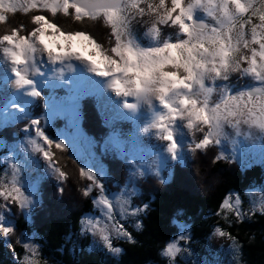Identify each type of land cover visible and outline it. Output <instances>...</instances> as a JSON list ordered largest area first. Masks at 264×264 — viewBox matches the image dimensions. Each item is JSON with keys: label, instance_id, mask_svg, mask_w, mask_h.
<instances>
[{"label": "snow or ice", "instance_id": "1", "mask_svg": "<svg viewBox=\"0 0 264 264\" xmlns=\"http://www.w3.org/2000/svg\"><path fill=\"white\" fill-rule=\"evenodd\" d=\"M18 10L25 14L32 10L41 13L31 17L33 27L26 34H22L25 26L21 24L0 35V46L14 66V83L19 88L34 84L27 65L41 49L54 61L72 57L86 60L92 71L111 78L109 86L117 95L155 94L167 112L159 114L151 127L168 141V151L174 157L179 147L177 122L181 120L192 132L195 150L219 145L226 126L239 130L244 124L264 131V0H170V4L169 0H0V23H8V13L15 14ZM44 11L52 17L59 13L72 16L77 22L102 18L111 29L114 46L105 49L88 31L66 30L43 14ZM200 12L208 20L199 19ZM145 16L151 18L146 35L158 41L156 46L147 48L139 46L131 35V25ZM164 27L176 30L175 38L163 37ZM233 75L251 78L253 86L232 94L227 84L217 85L218 80L229 81ZM214 93H219L216 99H213ZM31 94L41 95L37 89ZM125 107L135 109L137 105L126 101ZM31 124L44 142L41 145L34 140L35 150L52 163V147L65 148L64 141H54L45 135L40 120H33ZM148 130V127L144 129ZM195 132L202 134L198 140L194 139ZM53 167L60 177L66 178V172ZM12 168L18 171L15 164ZM79 171L102 191L103 184L97 183L92 170L81 167ZM17 181L13 174L10 183L0 182V201L5 208L9 205L23 208L30 199ZM92 191L90 185L83 195L88 196ZM97 202L110 210L111 219L112 202L103 195ZM241 203L239 195L234 198L230 195L222 201L221 208L243 219ZM259 210L264 212V195ZM138 211L133 209L130 214ZM121 212L127 213V210L122 207ZM81 223L98 231L114 252L120 249L113 247L110 238L113 230L132 240L123 224L113 221L101 226L100 220L91 219ZM0 231L9 235L14 229L0 224ZM215 231L230 237L220 228ZM185 238L181 236L180 240ZM232 240L238 252V242L235 238ZM23 247L30 253L23 258L25 264H39L34 259L37 246L26 243ZM180 250L178 242H171L162 252L174 257Z\"/></svg>", "mask_w": 264, "mask_h": 264}, {"label": "trees", "instance_id": "2", "mask_svg": "<svg viewBox=\"0 0 264 264\" xmlns=\"http://www.w3.org/2000/svg\"><path fill=\"white\" fill-rule=\"evenodd\" d=\"M18 14L25 18L21 21L16 18L14 21L15 15L8 13L9 22L0 23V35L21 24L25 26L22 34L29 32L28 29L31 31V18L21 11ZM45 15L66 30L90 32L105 49L114 46L111 29L102 18L77 22L72 16L66 17L62 13L57 14V17ZM150 20V17L145 16L131 25V35L141 47L156 46L158 43L144 36ZM161 34L163 37L175 38L176 30L164 27ZM109 38L113 41H109ZM237 77L233 75L229 81H225L226 84L231 87L245 82L240 77L237 82ZM39 92L40 96L31 94L24 118L13 120L10 126H0V141L5 146L18 144L27 133L33 132V120H40V127H44V131L54 141L56 132L71 129L65 117L57 118L52 126L45 125L43 118L49 109L51 97L65 95V89L59 86ZM97 100L96 93L80 98L78 110L79 127L84 135L93 140V153L99 167L89 170L95 173L97 183L103 184L102 191L80 174L82 165L69 147L57 149L53 146L51 164L66 172V178L62 177L60 181L46 174L42 167L44 156L42 152L38 153L35 157L38 168L26 170L23 178L39 186L40 200L26 216L16 205L5 214L13 222L17 233L37 237L43 264H171V259L162 250L177 238L182 227L188 229L184 236L189 239V251L193 257L208 253L210 238L220 228L230 234L231 238H226L232 244V238L238 242L240 264H264V212L251 208L247 196L249 191L256 188L264 192L263 163L248 165L223 155L217 159L222 154L219 145L195 150L192 132L183 120L177 122L181 133L176 136L179 147L174 157L168 151V141L151 127L153 123L140 127L135 115L106 119L100 112ZM146 127L149 129L147 132L144 131ZM138 130L140 134H137ZM201 135L195 132L194 139L198 140ZM110 138L117 139L121 146L132 144L145 153L157 154L162 159V168L139 175L133 162L117 149L106 146ZM182 146H187V149L181 154ZM4 150L0 151V157L5 153ZM3 171L4 167L0 163V176ZM90 185L93 189L91 194L83 195L84 189ZM127 189L136 190L132 197L134 206L148 205L142 210L139 227H127L132 240L114 241V246L121 249L118 255L102 249L91 250L90 237L83 236L81 221L85 215L94 212L96 200L101 195L113 196ZM230 195L241 197L243 219H238L236 215H223L222 201ZM18 237L15 233L5 235L0 231V264H23L25 248L18 242ZM182 242L186 244L185 240ZM183 264L196 263L188 261Z\"/></svg>", "mask_w": 264, "mask_h": 264}, {"label": "rangeland", "instance_id": "3", "mask_svg": "<svg viewBox=\"0 0 264 264\" xmlns=\"http://www.w3.org/2000/svg\"><path fill=\"white\" fill-rule=\"evenodd\" d=\"M17 12L15 14L10 13L15 15L14 21L16 18H18L19 21L23 20L25 16H17ZM199 16L204 18L203 20H208V18L202 12L198 13V17ZM29 17L31 18L32 16ZM209 23H211L210 18ZM28 30L30 31V29ZM144 36L148 39L151 38V36L146 35V31ZM110 39L111 38H109V41H113V39ZM105 42L109 43L108 41ZM2 48L3 46H0V50H2ZM13 67L14 66L10 61L8 68L3 71L4 61L0 58V83L2 84L0 85V126L4 127L10 126L9 124L13 120L24 118L27 115L26 107L30 103L31 92L33 90L30 89L31 85L22 88H19L15 85L14 82L16 77L12 70ZM27 70L29 78L34 82H37L39 85L38 88H36L37 90L54 86H62L65 89V95L56 98L51 97V99L48 101L49 109L43 118L45 125L47 126H52L59 117L67 118L68 126L71 129H63L60 132H56L55 141H67L66 147L71 149L76 160H78L85 169H99V167L93 153V140H91L90 137L84 135L79 127V110L77 100H80L81 97L97 93L98 107L101 114L105 116L106 119L118 117L124 118L128 113L131 114L136 112L138 115L139 126L149 125L151 122L156 120L159 114H166L167 112L156 96L153 98V102L156 103L155 105L158 109V112L154 117L149 118V113L145 112V110L149 107L148 103L152 101L151 95L155 94L149 93L141 97H125L123 95H117V93L109 86L111 78L101 76L98 73L92 71L90 64L83 59L72 57L64 61H54L48 57L45 51L38 49L34 55V59L27 65ZM217 85L222 86L225 84L221 80H218ZM252 86L253 81L247 85L236 86L235 88L231 87L230 89L233 92L232 94H235L236 92L246 90ZM218 95L219 93H214L213 99H216ZM126 101L135 103L137 107L135 109L125 107ZM55 104L61 106V110H50V108ZM144 116L148 117L149 119H145ZM41 129L43 130L44 134L50 138L48 132L46 133L44 131V127H41ZM151 131L155 132L154 129ZM140 133L141 131L138 130L137 134ZM180 133L181 130L178 127L177 134ZM220 139L221 143L219 146L222 148L223 156L230 157L235 160V162L248 163V165L252 163L264 164V131H260L255 127L250 128L248 125L244 124L239 127V130L231 126H226L225 135ZM34 140L41 145L44 144L35 129L33 132L27 133L24 139L18 144H10L5 146L4 142L0 141V151L5 149V153L0 157V163L4 167L3 174L0 176V182L10 183L13 174L16 175L18 178L17 182L23 189L25 195L30 198L27 205L23 208H20L22 209V213L25 216L40 200L38 193L39 186L32 185V183L27 182L23 178L26 170L38 168L35 157L38 153H40V151L35 150V145L33 144ZM176 141H179L177 140V137ZM106 146L117 149L126 159H128L130 162H133L136 165L137 173L139 175H144L147 171L153 172L162 168V159L160 156L157 154H151L150 152L145 153L142 150L135 148L132 144L129 146H121L117 139L110 138V140L106 143ZM185 149H187V146L181 147V154ZM43 160L44 163L42 167L46 174L52 176L55 179L59 178L61 181L62 177L59 176L57 170L53 167L54 165L45 159V157H43ZM13 164L17 166L18 171L12 168ZM243 170L245 169L243 168ZM135 193L136 190L127 189L113 196H107L104 194L103 196L107 197L113 204V209L111 210V219L109 218L110 210L103 204L97 202L99 201V199H97L94 212L85 215L83 220H100L101 226H103L105 222H120V224H123L126 231L128 225L138 228L140 225L142 210H145V208L134 206L132 197L135 196ZM249 193H252V195H248ZM248 194L247 196L250 200V207L259 210L261 196L264 195V192H262L261 189L256 188L249 191ZM232 197L234 198L235 195ZM14 207L15 205H9L7 208H5L3 202L0 201V224H3L5 227L13 228V222L7 219L5 214L6 211ZM122 207L127 210V213L121 212ZM240 208L242 210V203ZM133 209H138L139 211L136 212L135 215H132L130 213ZM223 215L228 217L235 214L231 210H223ZM13 233L19 236L18 242L20 244L30 243L34 247L37 246V254L34 259H38L39 264H43L40 258V245L37 242V237L34 235H25L23 232L17 233L15 229ZM82 233L83 236L90 237L91 241L89 248L91 250L102 249L104 252L112 253L113 255H118L121 252L119 247L114 246V241L128 239L127 236L123 234L118 235L115 233V230H113L110 238L112 240L113 247L120 249V251L117 253L112 251L106 245L98 231L94 232L90 227H85V225L82 224ZM186 233H188V229L186 227H182L177 238L169 242H178V245L181 249L174 257L165 254L169 259H171V264H183V262L188 261H192L196 264H240L239 252L233 248V244L228 238H226V236H220L216 233V231L210 238L208 253L201 257H193L189 251V239H184L186 244L180 240V237L184 236ZM29 254L30 253L25 249L24 256ZM23 264H25L24 259Z\"/></svg>", "mask_w": 264, "mask_h": 264}, {"label": "bare ground", "instance_id": "4", "mask_svg": "<svg viewBox=\"0 0 264 264\" xmlns=\"http://www.w3.org/2000/svg\"><path fill=\"white\" fill-rule=\"evenodd\" d=\"M0 58L4 61V68H3V71H4L5 69L8 68L11 60H10L9 57H7L5 55V53L3 52V48H2V50H0ZM38 86L39 85L37 84V82H34V84L31 85V88L30 89H36V88H38ZM154 97H156V95H151L152 101H150V103H148L149 104V107L146 108V110H145V112H148L149 113V118L150 117H154L157 114V112H158V109H157V107L155 105L156 103L153 102V98ZM144 118L145 119L146 118L149 119L148 117H145V116H144Z\"/></svg>", "mask_w": 264, "mask_h": 264}, {"label": "flooded vegetation", "instance_id": "5", "mask_svg": "<svg viewBox=\"0 0 264 264\" xmlns=\"http://www.w3.org/2000/svg\"><path fill=\"white\" fill-rule=\"evenodd\" d=\"M19 11V10H18ZM45 12V14H49V15H51L49 12H47V11H44ZM17 14H18V12H17ZM34 14H41L39 11H37V10H32V11H29V13L28 14H26L27 15V17H29V16H33ZM18 15H21V14H18ZM55 17H57V16H55ZM199 18L200 19H204V18H202L201 16H199ZM237 79V82L239 81V77H237L236 78Z\"/></svg>", "mask_w": 264, "mask_h": 264}, {"label": "water", "instance_id": "6", "mask_svg": "<svg viewBox=\"0 0 264 264\" xmlns=\"http://www.w3.org/2000/svg\"><path fill=\"white\" fill-rule=\"evenodd\" d=\"M60 108H61V106H56V105H54L53 107H51V109L54 110V111H59V110H61ZM58 141H60V140H58ZM64 143H65V145H67V141H65Z\"/></svg>", "mask_w": 264, "mask_h": 264}]
</instances>
